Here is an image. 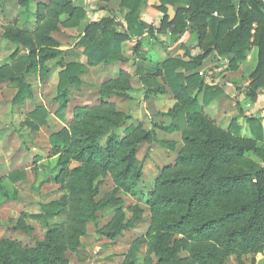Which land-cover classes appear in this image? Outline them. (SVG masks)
Returning <instances> with one entry per match:
<instances>
[{"label":"trees","instance_id":"1","mask_svg":"<svg viewBox=\"0 0 264 264\" xmlns=\"http://www.w3.org/2000/svg\"><path fill=\"white\" fill-rule=\"evenodd\" d=\"M73 1L48 0L41 3L39 0H17V5L25 9L37 5L33 15L40 25L33 32L9 26L3 34V38L14 44L16 49L10 55V63L0 67V84L8 83L17 90L13 100L15 104L31 98L27 76L39 73L44 79L50 71L46 63L66 54L52 33L59 30V18L63 14L68 17L62 22L64 28L77 26L83 18L84 12L72 7ZM157 1L162 7L188 6L186 10L177 9L171 32L180 35L186 29L190 30L196 35L200 53L190 58L189 62L168 58L146 70L150 78H142L147 95L155 91L165 92L162 90L164 87L155 81L161 78L176 99V104L162 114L172 121V125L154 126L173 132L180 129L178 121L186 123L182 133L183 148L177 162L175 166L161 170L149 202L154 217L150 248L156 253L157 264H223L222 258L218 257L219 250L241 256L264 248L262 126L256 117H243L251 139L241 136L242 127L238 118L231 121L227 130L220 129L201 110L221 95L223 84H206L205 79L194 70L206 56L216 53L228 59L229 69L234 71L254 44L258 49L256 86H262L264 14L261 10L264 6L259 0H239L237 4L234 0ZM143 2L120 1V6L127 10L124 37L117 35L113 17L104 18L87 28L78 45L83 48L88 66L125 62L121 55L122 40H138L133 47L140 45L149 28L138 18ZM215 13L218 16H214ZM252 38L253 42H250ZM60 67L55 101L59 104L57 113L63 119L70 89L81 87L78 75L85 73L87 67L77 62L63 63ZM129 78L128 74L121 73L117 79L105 81L99 94L104 98L117 95L118 90H129ZM105 106L101 103L98 107L76 108L68 127L49 137L52 153L57 155L61 168L55 179L63 183L65 175L67 178L73 176L87 185L88 175L111 174L116 190L135 193L142 174V162L135 158V147L144 141H154L155 133L142 132L140 136L127 140L118 139L112 132L106 136L111 127H119L128 116L117 111L115 119H112L107 114L103 115ZM45 115L42 109L30 114L39 121H43ZM135 131L136 128H133L132 133ZM104 135L107 144L102 148L99 141ZM70 161L80 164L71 172L67 168ZM23 176V172H12L7 180L15 184ZM0 195L9 197L1 182ZM62 202L63 199L42 204L41 213L23 214L22 217L47 226L49 219L58 216ZM89 207L84 214V223L96 221L94 213L99 207L93 201ZM121 228L120 225L114 231L104 233L114 237ZM174 236L181 238L173 241ZM63 243L64 239L58 237L55 231L49 232L46 240L38 242L32 249H25L13 241L0 240V264H67L60 248ZM178 247L189 252V260L178 257Z\"/></svg>","mask_w":264,"mask_h":264},{"label":"rangeland","instance_id":"2","mask_svg":"<svg viewBox=\"0 0 264 264\" xmlns=\"http://www.w3.org/2000/svg\"><path fill=\"white\" fill-rule=\"evenodd\" d=\"M39 1L47 3L48 0ZM120 1H73L72 7L84 12L83 18L77 26L64 28L62 22L68 17L64 14L60 16L59 30L52 36L66 54L61 57L62 60L58 58L46 63L50 71L44 79L39 73L27 76L31 98L15 104L13 100L17 90L8 83L0 84V182L9 193L8 198L0 195V240L13 241L25 249H32L38 242L46 240L49 232L55 231L58 237L64 239L60 248L67 264H157L156 253L150 248L154 217L149 202L161 170L175 166L183 148L184 120L178 121L180 129L173 132H165L154 126L172 125V121L162 114L176 104V99L163 85L161 78L154 80L164 87V93L155 91L147 95V87L142 83V78H150L146 70L170 55L167 49L173 45L174 37L169 36L168 27L166 31L162 30L164 25L170 24L155 22V29L149 26L137 47L133 46L138 40H122L123 63L90 67L83 56V48L78 45L91 24H98L108 17H113L117 35L124 37L127 10L120 6ZM158 4L157 0H144L138 18L141 14L146 15L147 9H157ZM36 8V4L25 9L17 5V0H0V67L10 63V54L16 49L13 45H5L4 42L8 43L3 38L5 28L11 26L15 30L33 32L40 25L33 15ZM159 25L161 29H156ZM149 32H152L151 35ZM172 55L183 56L178 51H173ZM70 62L87 68L85 73L78 75L81 87L70 89L62 119L57 113L56 87L58 74L62 70L60 65ZM121 73L130 77L129 90H118L117 95L102 98L99 94L101 84L117 79ZM101 103L106 104L103 115L115 119L114 113L118 111L128 116L119 127H111L106 136L112 132L118 139L127 140L140 136L142 132L155 133L154 141H144L135 147V158L142 162V174L135 193L116 190L111 174L88 175L87 185L73 176L67 178L65 175L63 183L55 179L61 168L57 155L52 153L49 137L68 127L76 108L98 107ZM206 107H202L203 115L220 129L227 130L228 121L222 119L215 122L212 119L214 111H208L209 115ZM37 109L45 112L43 121L30 116ZM133 128L136 131L132 133ZM106 136L99 141L102 148L107 144ZM79 165L70 161L67 168L71 172ZM12 172H23L24 176L11 184L7 177ZM61 199L63 202L58 216L49 219L47 226L22 217L23 214H39L42 204ZM91 201L99 207L94 213L96 221L84 223V214L90 209ZM120 225L122 228L116 236L110 237L104 233L114 231ZM180 238L174 236L172 240ZM177 252L181 260H189L188 251L178 247ZM218 257L222 258L223 264H264V248L241 256L219 250Z\"/></svg>","mask_w":264,"mask_h":264},{"label":"crops","instance_id":"3","mask_svg":"<svg viewBox=\"0 0 264 264\" xmlns=\"http://www.w3.org/2000/svg\"><path fill=\"white\" fill-rule=\"evenodd\" d=\"M187 8L188 6L182 4H177L175 6L167 5L165 7L158 4L157 9H147V14L145 15L144 13L140 16L139 20L152 27V29H155L154 25L156 23L162 24L165 22L167 25L170 24L169 26L164 25V28L162 29L166 31L168 27L167 31L169 36L171 38L174 37L173 45L171 44L167 49L170 55L169 57H166V59L177 58L184 62H189L190 58L200 53V50L197 48L196 35L191 33L190 30L186 29L180 35H174L171 32L173 27L172 23L176 17L177 9L186 10ZM156 29H161V26L159 25ZM4 40L7 41L6 39ZM7 42L8 43L4 42L5 45L15 46L11 42ZM127 42L132 41L128 40ZM250 42H253V38ZM170 43L172 42L170 41ZM173 51H178V53L183 56H173ZM13 52L14 51H12L11 54ZM257 67L258 49L252 44L247 51L245 58L238 62L237 69L234 71L229 69L228 59L221 58L216 53H212L202 60L201 65L196 68L194 72L204 78L206 84H223L221 87V95L209 103L205 108L207 114H209L208 111H214L215 116L211 117L215 122H220V120L225 119L228 121L226 126H229L232 119L238 118L242 127L241 136L243 138L251 139L252 135L243 117H256L261 123L264 141V84L262 86H256L255 74ZM180 71L185 72L183 69Z\"/></svg>","mask_w":264,"mask_h":264},{"label":"water","instance_id":"4","mask_svg":"<svg viewBox=\"0 0 264 264\" xmlns=\"http://www.w3.org/2000/svg\"><path fill=\"white\" fill-rule=\"evenodd\" d=\"M238 2H239V0H234V3L237 4ZM261 12L264 14V9H262Z\"/></svg>","mask_w":264,"mask_h":264},{"label":"built area","instance_id":"5","mask_svg":"<svg viewBox=\"0 0 264 264\" xmlns=\"http://www.w3.org/2000/svg\"><path fill=\"white\" fill-rule=\"evenodd\" d=\"M259 1H260V2L263 4V6H264V0H259ZM214 16H218L217 13H215Z\"/></svg>","mask_w":264,"mask_h":264}]
</instances>
